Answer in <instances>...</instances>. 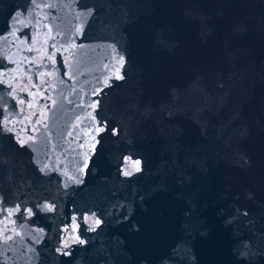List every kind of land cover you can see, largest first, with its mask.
<instances>
[{
  "label": "snow or ice",
  "instance_id": "6c2138e0",
  "mask_svg": "<svg viewBox=\"0 0 264 264\" xmlns=\"http://www.w3.org/2000/svg\"><path fill=\"white\" fill-rule=\"evenodd\" d=\"M134 167H135V170H136V171H139V170H140V169H139V165H138V164H137V165H135ZM129 174H130V173H125V175H129Z\"/></svg>",
  "mask_w": 264,
  "mask_h": 264
}]
</instances>
